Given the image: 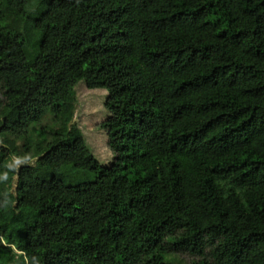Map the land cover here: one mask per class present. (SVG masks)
I'll list each match as a JSON object with an SVG mask.
<instances>
[{"label":"trees","instance_id":"trees-1","mask_svg":"<svg viewBox=\"0 0 264 264\" xmlns=\"http://www.w3.org/2000/svg\"><path fill=\"white\" fill-rule=\"evenodd\" d=\"M91 63L132 73L108 164L66 88ZM112 241L264 264V0H0V264H100Z\"/></svg>","mask_w":264,"mask_h":264},{"label":"rangeland","instance_id":"rangeland-1","mask_svg":"<svg viewBox=\"0 0 264 264\" xmlns=\"http://www.w3.org/2000/svg\"><path fill=\"white\" fill-rule=\"evenodd\" d=\"M132 78L128 68L113 64L91 63L82 73V82L73 76L66 83L67 90L77 91L72 122L81 130L92 154L108 164L116 150L125 141V130L130 123L129 113L134 104L127 97L123 85ZM19 159H14L16 164ZM74 181L70 178L67 182ZM168 258V257H167ZM188 253L171 254V264H191ZM131 253L127 244L112 241L100 264H130Z\"/></svg>","mask_w":264,"mask_h":264},{"label":"clouds","instance_id":"clouds-1","mask_svg":"<svg viewBox=\"0 0 264 264\" xmlns=\"http://www.w3.org/2000/svg\"><path fill=\"white\" fill-rule=\"evenodd\" d=\"M19 163V161H17Z\"/></svg>","mask_w":264,"mask_h":264}]
</instances>
